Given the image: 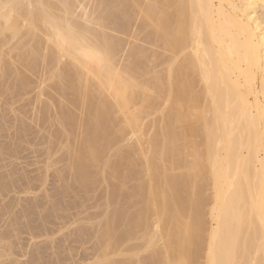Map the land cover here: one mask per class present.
<instances>
[{
	"label": "bare ground",
	"instance_id": "bare-ground-1",
	"mask_svg": "<svg viewBox=\"0 0 264 264\" xmlns=\"http://www.w3.org/2000/svg\"><path fill=\"white\" fill-rule=\"evenodd\" d=\"M0 264H264V0H0Z\"/></svg>",
	"mask_w": 264,
	"mask_h": 264
},
{
	"label": "rangeland",
	"instance_id": "rangeland-1",
	"mask_svg": "<svg viewBox=\"0 0 264 264\" xmlns=\"http://www.w3.org/2000/svg\"><path fill=\"white\" fill-rule=\"evenodd\" d=\"M144 38V36L142 35L140 37V40H142ZM71 93V92H70ZM34 94H36L34 92ZM51 94H55L54 92ZM33 96V93L30 95V98ZM29 98H26V102L23 103V105H27L28 103H32V105L34 104L32 101L27 100ZM34 107V105H33ZM27 109L24 108V110H32L31 107H26ZM26 111H23V113ZM31 113H33V111H31ZM26 114V113H25ZM22 114V115H25ZM20 116L21 118H23V116ZM26 119V118H25ZM26 121V120H25ZM27 126H33L32 123L27 122ZM114 127V126H113ZM30 128H28L29 130ZM108 129L110 134L109 137L111 136L112 132L114 128L112 129V126H108L107 127V133H108ZM35 130V129H34ZM34 132L36 131H29L30 134H28V139L30 141L27 140V142L29 143V146L27 148V144H26V140L23 143L22 146V152L20 153V164H19V168L21 169V179L23 182V187L24 189H26L25 184L27 183V187H30L27 189V191H25L23 194L20 195L21 197V204L22 207H26L28 206L29 203L31 202H37L40 206V211H43V209H45L44 207H46L45 205L47 204V202L52 199L54 202H63V201H69V198H63L62 195L58 194V184L55 181V177L52 173V171H50L47 175L45 174L43 176V178L39 177L41 174V170H38V168H40L42 165H40L38 163V161H40L39 155H36L34 153H32V149L31 147H33L34 143H33V139H34ZM33 133V134H32ZM115 133V132H114ZM33 135V137H32ZM49 175V176H48ZM48 176V177H47ZM49 195H51L50 199H45L43 196H45V193H47ZM13 195V194H11ZM42 216H46L45 212H42ZM36 219V221H40L39 216L34 217V220ZM50 222H52L51 224H49V228L50 231H56V229L59 228L58 225H56V219L54 218H49L48 219ZM60 222V221H59ZM56 235V234H55ZM32 236H30V234L27 231H24L21 235V247H23L24 253H33L35 251V246L34 243H32ZM40 238V237H39ZM39 238H36L37 241H41L42 239L45 240L46 238H41V240ZM57 238H61V236H57ZM30 245V247H29ZM33 245V246H32ZM32 246V248H31ZM58 247V245H56ZM56 247V248H57ZM30 248V249H28ZM34 248V249H33ZM30 250V251H29Z\"/></svg>",
	"mask_w": 264,
	"mask_h": 264
}]
</instances>
